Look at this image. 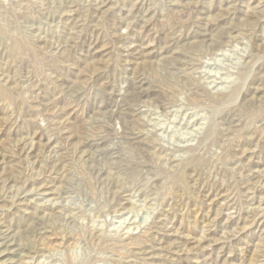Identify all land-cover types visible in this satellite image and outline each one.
Returning a JSON list of instances; mask_svg holds the SVG:
<instances>
[{
  "label": "rangeland",
  "instance_id": "374dc122",
  "mask_svg": "<svg viewBox=\"0 0 264 264\" xmlns=\"http://www.w3.org/2000/svg\"><path fill=\"white\" fill-rule=\"evenodd\" d=\"M33 217L0 264H264V0H0V242Z\"/></svg>",
  "mask_w": 264,
  "mask_h": 264
},
{
  "label": "bare ground",
  "instance_id": "6f19581e",
  "mask_svg": "<svg viewBox=\"0 0 264 264\" xmlns=\"http://www.w3.org/2000/svg\"><path fill=\"white\" fill-rule=\"evenodd\" d=\"M143 56V55H142ZM230 101H232V100H230ZM106 141H105V139L104 138H100L99 140H97V141H93V142H91L89 145H88V152H89V154H90V156H91V160L92 159H94L93 158V156L95 155V154H97L98 153V147L99 146H101V145H103L104 143H105ZM121 157V156H120ZM119 157V158H120ZM117 158V157H116ZM112 159V158H111ZM120 159H122V158H120ZM93 162H95V161H93ZM101 165V164H100ZM129 173H132V174H135L136 173V170H134V171H131V172H129ZM127 174V173H126ZM136 175V174H135ZM177 182H179V183H181L182 181H183V175H179L178 176V178H177V180H176ZM179 183H177V184H179ZM179 185H181V184H179ZM31 220H32V222L29 224V225H27V224H25L24 222V227L25 228H23V226H16V227H12V226H10L9 227V229H10V231L11 232H13L12 234V236H11V240H8L7 242H5V241H2V242H0V255L1 254H4V255H6L7 257H19L20 255H22L21 253V251L23 250V249H21L20 248V250H19V253H16V251H11L10 249H9V244H12V242L14 241V240H17L19 243H21L23 240H26L28 237H30V236H28V234H27V228H30V227H33V229H36V227H35V223H37V222H41L42 220H40L39 218H37V217H33V218H31ZM36 232V231H35ZM31 238V237H30ZM11 242V243H10ZM14 243V242H13ZM16 244V243H15ZM12 245H14V244H12ZM12 247V246H11ZM14 248V247H13ZM17 248V247H16ZM14 250V249H13ZM3 256V255H2ZM1 258V257H0Z\"/></svg>",
  "mask_w": 264,
  "mask_h": 264
}]
</instances>
